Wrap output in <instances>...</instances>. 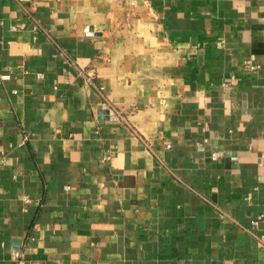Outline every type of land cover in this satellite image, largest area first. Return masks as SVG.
Instances as JSON below:
<instances>
[{
  "label": "crops",
  "instance_id": "1",
  "mask_svg": "<svg viewBox=\"0 0 264 264\" xmlns=\"http://www.w3.org/2000/svg\"><path fill=\"white\" fill-rule=\"evenodd\" d=\"M0 264H264V0H0Z\"/></svg>",
  "mask_w": 264,
  "mask_h": 264
},
{
  "label": "built area",
  "instance_id": "2",
  "mask_svg": "<svg viewBox=\"0 0 264 264\" xmlns=\"http://www.w3.org/2000/svg\"><path fill=\"white\" fill-rule=\"evenodd\" d=\"M219 155H220V152H219V151H212V152H211V157H212L213 159L219 157Z\"/></svg>",
  "mask_w": 264,
  "mask_h": 264
},
{
  "label": "water",
  "instance_id": "3",
  "mask_svg": "<svg viewBox=\"0 0 264 264\" xmlns=\"http://www.w3.org/2000/svg\"><path fill=\"white\" fill-rule=\"evenodd\" d=\"M13 244L17 245L19 242L17 240L12 242Z\"/></svg>",
  "mask_w": 264,
  "mask_h": 264
}]
</instances>
